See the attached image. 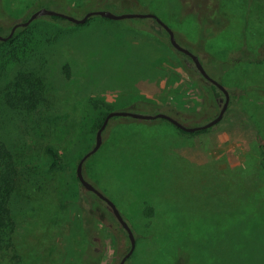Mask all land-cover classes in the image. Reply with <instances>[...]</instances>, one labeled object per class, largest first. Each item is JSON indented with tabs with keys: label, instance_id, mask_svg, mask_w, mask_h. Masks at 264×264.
Here are the masks:
<instances>
[{
	"label": "rangeland",
	"instance_id": "obj_1",
	"mask_svg": "<svg viewBox=\"0 0 264 264\" xmlns=\"http://www.w3.org/2000/svg\"><path fill=\"white\" fill-rule=\"evenodd\" d=\"M44 8L78 19L93 11L154 14L231 95L222 121L200 134L163 119H110L83 174L134 233L126 264H177L180 250L183 264H264V174L249 120L264 139V63L238 62L223 71L217 65L264 43V0H0V35ZM7 47L0 137L20 161L24 184L12 205L14 247L0 251V260L119 264L131 248L127 232L98 197L83 190L73 196L97 123L105 113L128 111L164 113L197 127L219 115L223 93L154 19L95 16L76 25L45 16ZM19 71L44 81L34 113L11 109L4 99ZM49 146L63 158L60 171L49 169Z\"/></svg>",
	"mask_w": 264,
	"mask_h": 264
},
{
	"label": "trees",
	"instance_id": "obj_2",
	"mask_svg": "<svg viewBox=\"0 0 264 264\" xmlns=\"http://www.w3.org/2000/svg\"><path fill=\"white\" fill-rule=\"evenodd\" d=\"M52 20L57 22H67V20L60 18V17H50ZM90 18L88 22L91 21ZM26 28H19L15 32L14 36L6 42L0 41V86L7 80L4 81L5 78L8 77L9 67L11 61H9V56L11 53L7 50V46H13L18 39L23 37L26 33ZM11 31V30H10ZM10 33V32H9ZM9 33L6 35L8 36ZM167 34V32H166ZM168 35V34H167ZM7 47V48H6ZM17 49V46H14ZM238 62H246L250 64H262L264 63V43L258 48L257 52H242L241 58L238 60L230 59L229 61L219 62L217 65L221 67V70H226ZM11 84L7 88V91L4 95V99L6 100V104L9 108L14 110L26 111V112H36L41 108V104L43 102V79L38 78L34 73L28 71H19V73L14 76L12 81L10 80ZM9 82V83H10ZM261 93L264 94V87L263 89H259ZM232 102L230 101V106H232ZM109 108V107H108ZM109 113H105L100 121L97 123L96 127L99 129L104 120L106 119ZM250 123H252L253 132L255 133V140L259 147V164L264 174V139L260 133L259 128L254 123V118L249 119ZM173 125V124H172ZM174 126V125H173ZM181 132L178 127L174 126ZM212 128L208 130L198 131L193 134H200L203 132L210 131ZM46 153L50 158V170H58L62 169L63 165V158L58 153V151L49 146L46 149ZM20 161L17 159L11 148L7 145V143L0 137V251H6L13 249L14 247V232H15V221L13 218V202L15 200V196L18 193V190L24 184V177H22V172H20L19 168ZM24 176V175H23ZM78 186L74 188L73 196L78 199L80 197L81 192L83 190L84 193L97 197L95 194L87 191L79 182L78 178H76ZM264 191V188H263ZM254 201V200H253ZM83 212L82 208L79 209V213ZM83 214L81 216L83 217ZM91 215V219H93V215ZM82 229L85 231V236L88 238L89 241L93 239V233L91 232V228L87 225L86 222L82 220ZM90 245V243H89ZM235 249V248H233ZM182 250H180V253ZM177 254L176 262L177 264H183L182 262V255ZM240 255L239 253H236ZM235 256V254H233ZM179 259V260H178ZM131 258L127 261L129 262ZM0 264H5L3 260H0ZM8 264H23L22 262L18 261H10ZM90 264V262H89ZM198 264V263H197Z\"/></svg>",
	"mask_w": 264,
	"mask_h": 264
},
{
	"label": "water",
	"instance_id": "obj_3",
	"mask_svg": "<svg viewBox=\"0 0 264 264\" xmlns=\"http://www.w3.org/2000/svg\"><path fill=\"white\" fill-rule=\"evenodd\" d=\"M45 16L60 17V18H63L65 20L73 23V24H76V25L86 24L90 18H93L95 16H100V17H103L106 19H111V20H123V19H135V18L154 19L167 32V34L169 36L170 43L173 46V48L175 50L179 51L180 53L186 55L187 57H189L192 60L197 71L201 74V76L207 82H209L213 86L217 87L223 93V95L225 97V101H224V104L222 106V109H221L219 115L216 118H214L213 120H211L210 122H208L207 124L197 126V127H186L183 124H181L179 121H177L176 119H174L171 116L164 114V113H159V114H155V115H140V114H136V113L128 112V111L111 112L107 115L102 126L99 128V130L97 132L96 144H95L94 148L90 152H88L80 160V162L77 166V170H76V174H77V178H78L79 182L87 191L95 194L100 200H102L103 202H105L109 206V208L112 210L114 216L119 221V223L122 225V227L127 232L128 236L130 238L131 248H130L129 252L122 258V260L119 263V264H126L127 260L133 254L135 246H136V240H135L134 233H133L131 227L129 226V224L125 221V219L123 218V216L121 215V213L117 209L116 205L109 198H107L104 194H102L94 185H92L90 182H88L85 179L84 174H83V166H84L85 162L91 156L96 154L103 144V132L106 129L110 119H112L114 117L133 118V119L146 120V121L163 119V120L170 122L171 124L178 127L180 130H182L184 132L195 133L198 131L208 130V129L218 125L222 121L223 117L225 116V114H226V112L230 106L231 95H230L229 91L221 83L217 82L215 79H213L211 76L208 75V73L206 72L205 68L203 67V65H202V63H201V61L197 55H195L194 53H192L188 49L182 47L177 42L175 34L171 30V28L168 25H166L163 21H161L157 16H155L154 14H150V13H145V14H143V13H131V14L117 15V14H113L109 11H93V12L87 13L83 18L78 19V18L72 17V16L64 14V13H60V12H56V11H52V10H48V9L44 8V9H40L37 12L33 13L31 15V17L26 22L15 24L12 27L8 36H1L0 35V41L1 42L8 41L9 39H11L14 36L17 29L26 28L36 19H38L40 17H45Z\"/></svg>",
	"mask_w": 264,
	"mask_h": 264
},
{
	"label": "flooded vegetation",
	"instance_id": "obj_4",
	"mask_svg": "<svg viewBox=\"0 0 264 264\" xmlns=\"http://www.w3.org/2000/svg\"><path fill=\"white\" fill-rule=\"evenodd\" d=\"M203 78V77H202Z\"/></svg>",
	"mask_w": 264,
	"mask_h": 264
}]
</instances>
